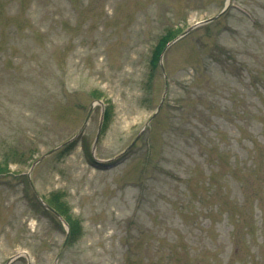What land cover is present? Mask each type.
Here are the masks:
<instances>
[{
    "label": "rangeland",
    "instance_id": "rangeland-1",
    "mask_svg": "<svg viewBox=\"0 0 264 264\" xmlns=\"http://www.w3.org/2000/svg\"><path fill=\"white\" fill-rule=\"evenodd\" d=\"M225 2L0 0V264H264V0L167 47L151 119L157 40Z\"/></svg>",
    "mask_w": 264,
    "mask_h": 264
},
{
    "label": "trees",
    "instance_id": "trees-1",
    "mask_svg": "<svg viewBox=\"0 0 264 264\" xmlns=\"http://www.w3.org/2000/svg\"><path fill=\"white\" fill-rule=\"evenodd\" d=\"M177 33L170 31L165 32L163 35L160 36V38L157 40L156 44L154 45L151 57H150V65L151 67L155 68L158 66V58L159 54L162 50V48L165 46V44L172 39ZM104 121H107L109 119V111L104 109ZM72 144L65 145L60 150L61 152H66L68 148H70ZM8 161H5L4 164H0V173L4 171L5 166L7 165ZM3 166V167H2ZM51 206H53L68 222L69 225V235L74 236L79 232V223L77 220L71 219L69 215V211L67 210L66 205L59 201L58 198H56L55 195H53L50 198V201L48 202Z\"/></svg>",
    "mask_w": 264,
    "mask_h": 264
},
{
    "label": "water",
    "instance_id": "water-1",
    "mask_svg": "<svg viewBox=\"0 0 264 264\" xmlns=\"http://www.w3.org/2000/svg\"><path fill=\"white\" fill-rule=\"evenodd\" d=\"M213 18H214V17H213ZM213 18L207 19L206 21L211 20V19H213ZM191 28H192V27H189L188 29H186V30L184 31V33H186L187 31H189ZM184 33H183V34H184ZM175 40H176V39L172 40L171 42H169V44H171V43L174 42ZM169 44H168V45H169ZM165 48H166V47H165ZM165 48H164V49H165ZM163 51H164V50H163ZM163 51H162V53H161L160 60H159L160 65H161V68H162V71H164L163 63H162V54H163ZM164 92H165V90H164ZM97 102H99L100 104L102 103L100 100H97ZM92 106H93V104L91 105V107H90V109H89V111H88L87 116L89 115ZM99 129H100V128H99ZM99 129H98V131H97V133H96V136H95V139H94V143H93L92 150H94V147H95V144H96V141H97L98 135H99ZM138 135H139V134H138ZM56 148H57V147H56ZM56 148L52 149L51 151L55 150ZM43 156H44V155H43ZM43 156L39 157L36 161H34L33 165H34L35 163H37V162H38ZM41 202L43 203V205H45V207L49 208V206H48L47 204H45L43 201H41ZM11 259H12V258H11ZM11 259H9L5 264H8V263L10 262Z\"/></svg>",
    "mask_w": 264,
    "mask_h": 264
}]
</instances>
